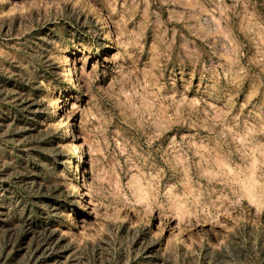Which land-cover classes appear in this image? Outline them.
I'll return each mask as SVG.
<instances>
[{"label": "rangeland", "instance_id": "374dc122", "mask_svg": "<svg viewBox=\"0 0 264 264\" xmlns=\"http://www.w3.org/2000/svg\"><path fill=\"white\" fill-rule=\"evenodd\" d=\"M0 264H264V0H0Z\"/></svg>", "mask_w": 264, "mask_h": 264}, {"label": "bare ground", "instance_id": "6f19581e", "mask_svg": "<svg viewBox=\"0 0 264 264\" xmlns=\"http://www.w3.org/2000/svg\"><path fill=\"white\" fill-rule=\"evenodd\" d=\"M65 61H66V60H65ZM67 65H68V64H67ZM67 72H68V71H67ZM65 75H66V74H65ZM67 75H68V74H67ZM70 76H71V75H70ZM69 79H70V77H69ZM69 79H68V80H69ZM65 126H66V125H65ZM65 126H64V127H65ZM64 131H65V129H64ZM66 134H67V133H66Z\"/></svg>", "mask_w": 264, "mask_h": 264}]
</instances>
